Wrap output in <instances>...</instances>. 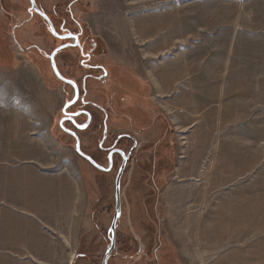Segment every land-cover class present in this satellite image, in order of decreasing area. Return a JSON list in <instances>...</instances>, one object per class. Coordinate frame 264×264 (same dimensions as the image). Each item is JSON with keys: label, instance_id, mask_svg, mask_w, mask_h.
<instances>
[{"label": "rangeland", "instance_id": "374dc122", "mask_svg": "<svg viewBox=\"0 0 264 264\" xmlns=\"http://www.w3.org/2000/svg\"><path fill=\"white\" fill-rule=\"evenodd\" d=\"M35 1L58 35L96 50L112 75L89 81L88 99L112 141H137L107 264H264V0ZM62 44L30 0H0V264H103L111 244L122 160L100 172L60 129L74 99L50 65ZM55 62L81 78L77 51ZM96 125L73 132L107 168ZM40 171L76 181L60 229L37 226L31 190L11 175Z\"/></svg>", "mask_w": 264, "mask_h": 264}, {"label": "flooded vegetation", "instance_id": "af4514ba", "mask_svg": "<svg viewBox=\"0 0 264 264\" xmlns=\"http://www.w3.org/2000/svg\"><path fill=\"white\" fill-rule=\"evenodd\" d=\"M67 33H68L67 31L64 32V34H67ZM70 36H72L73 38H68ZM61 37H63V38L58 39L59 41L61 40L63 42L61 47L67 46V45H71V47L58 51L54 55V59L56 58V56L59 55V53H62L66 49H73L74 51H77L78 55L80 56V63H79L80 69H78V73L81 75V78L78 80L75 78H70L62 72L59 64L58 63L56 64V62H55L56 69L58 72V75H57L55 73V70H54L53 65H52L51 57L54 54V53H52V55L50 57V65H51V68H52L54 75L56 76V78L58 79V81L61 84L72 89L73 93H74V99L72 101L74 103V105H72L69 108L71 110L70 113H65V112L63 113L64 116L62 119H64V120L62 123H63V125L67 124L69 127H71L72 129L70 130V132H72V133L85 131L90 126H92V124L97 123V125L95 126L96 133H99L100 129L102 131V136L99 140V143L97 144L98 150L106 155V160L108 162V166L110 163V158H112L113 165H112L111 171L114 168L115 157H120L122 160V166L125 165V168H126V166L130 163V161L133 158V155L136 151V147H137L136 139L130 135H123V136L116 138V140L112 141L111 137L109 135V128H108L109 116H108L107 112L104 110V108H102L101 106L97 105L96 103H94L88 99V95H89L88 88H87L88 82L89 81H95V82H98L101 84H108V81H109L112 74L110 73V71L107 68H105V66H103L102 64L97 62L96 59H98V58H97L96 53H95L96 50H93V48L89 49L88 47L85 46L84 40H83V35H81L80 33H78V34L73 33V34L64 35ZM72 40H74V43L70 42ZM55 51H57V50H55ZM64 66H67V63H65ZM126 89L129 90L128 88H126ZM72 102H70V103H72ZM78 106L81 107L80 110L73 111L74 108H76ZM88 108L96 109L102 114V121L100 123H98V121H96V117L94 115H91V113L88 111ZM75 115H77V116H75ZM89 117H90V122H89ZM81 118H84L86 121L85 122L80 121L78 123V121ZM87 123H89V125L87 127L83 128L82 130H79V127L82 128ZM60 129H62L61 126H60ZM64 133H66L68 136H70L71 138H73L76 141V138L73 135H71L67 132H64ZM76 135H78V134H76ZM78 139H79V137H78ZM123 141H125V143L130 141L133 144V147L129 151H126L125 150L126 147H125ZM90 159L93 162H95V164L97 166L102 167L100 165L99 161H95L92 158H90ZM91 165L96 170H98L100 172H104V171H101L98 167H95L96 165L95 166L93 164H91ZM102 168H105V167H102ZM110 172H107V173H110ZM119 172H120V170H119ZM119 172H118V174H119Z\"/></svg>", "mask_w": 264, "mask_h": 264}, {"label": "crops", "instance_id": "0c3cea01", "mask_svg": "<svg viewBox=\"0 0 264 264\" xmlns=\"http://www.w3.org/2000/svg\"><path fill=\"white\" fill-rule=\"evenodd\" d=\"M173 66L174 67L170 66V68L176 71L177 67L174 64ZM231 84H235V82L232 81ZM173 85L174 84L168 87L167 93L171 94ZM156 88H157V83H155V89ZM228 90L231 91L230 89ZM202 93L204 96L207 94L206 92H202ZM195 96H196V92H191L185 95L184 98L182 97L183 99L181 98L178 101H180L179 103H182L181 101H183L187 104H192L193 100H195ZM22 173L25 174V172H15L14 174L11 175H14L15 177L14 179L18 180L21 183L25 182L26 183L25 185L32 192V196L30 197L32 201L31 204H27L25 209L26 213L32 216V218L33 217L36 218L37 226L39 228L41 225L44 224L47 225L48 229L62 228L60 226L63 225L64 222L60 220L61 218L68 216V213L66 214L63 208L64 206L65 207L68 206V210H69L72 207L70 200L72 201V199H74L73 198L74 190L77 188V184L74 178L73 177L67 178L65 176H62L61 173L56 171L55 173H46L45 171H40V172H33L32 174L27 175L28 179H26V177H24ZM17 190L18 191L21 190L19 185L17 187ZM59 196L61 197L64 196L65 204L62 203L63 199L61 200V203L58 201ZM31 230L37 231L36 228L34 227Z\"/></svg>", "mask_w": 264, "mask_h": 264}, {"label": "water", "instance_id": "95a60500", "mask_svg": "<svg viewBox=\"0 0 264 264\" xmlns=\"http://www.w3.org/2000/svg\"><path fill=\"white\" fill-rule=\"evenodd\" d=\"M30 3H31V7H32V12L33 13H36L38 15H40L42 18H44L45 21H47V23L49 24L50 26V29H51V32L53 34L54 37L58 38V39H61L63 37H61L60 35L57 34L55 28H54V25L52 24V22L50 21V19L44 15L38 8L37 4H36V1L35 0H30ZM68 38H73L72 36L68 37ZM75 39V38H74ZM71 47V45H67V46H63L61 48H59L51 57V60H52V65H53V68L55 70V73L58 75V72H57V69H56V65H55V59H54V55L60 51V50H63L65 48H69ZM72 105H74V103H70L66 106V109H69ZM66 113V112H65ZM77 116V115H75ZM89 122H90V117H89ZM89 125V123H87L84 127H79V130H82L83 128L87 127ZM61 128L63 130H65V132L73 135L75 138H76V152L82 156L83 158H85L87 161H89L91 164H93L94 166L96 165L95 162H93L88 156L84 155L83 152L81 151V143H80V140L78 139L77 135L75 133H72L70 131H67L63 125L61 124ZM112 156V155H111ZM112 165H113V160L112 158H110V163H109V166L107 168H102V167H99V166H95V167H98L101 171H105V172H110L111 171V168H112ZM124 170H125V165H123L120 169V172L117 176V179H116V194H115V198H116V211H115V216H114V220L112 222V225H111V229H110V233L112 234V240H111V244H110V247L108 248V251L104 257V260H103V264H107L108 263V260L110 258V256L112 255L113 251L115 250V245H116V241H115V234H116V227H117V223H118V220L120 219L121 217V214H122V205H121V192H120V187H121V179H122V176H123V173H124Z\"/></svg>", "mask_w": 264, "mask_h": 264}, {"label": "bare ground", "instance_id": "6f19581e", "mask_svg": "<svg viewBox=\"0 0 264 264\" xmlns=\"http://www.w3.org/2000/svg\"><path fill=\"white\" fill-rule=\"evenodd\" d=\"M184 73H185V72H183V74H184ZM212 96H213V95H212ZM213 98H214V97H213ZM213 98H212V99H213ZM195 159H196V157H195ZM235 238H236V237H235ZM73 260H74V255L71 256L70 264L72 263Z\"/></svg>", "mask_w": 264, "mask_h": 264}]
</instances>
